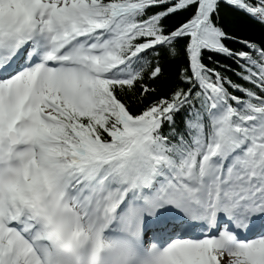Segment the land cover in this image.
Here are the masks:
<instances>
[{"label": "snow or ice", "instance_id": "snow-or-ice-1", "mask_svg": "<svg viewBox=\"0 0 264 264\" xmlns=\"http://www.w3.org/2000/svg\"><path fill=\"white\" fill-rule=\"evenodd\" d=\"M0 264H264V0H0Z\"/></svg>", "mask_w": 264, "mask_h": 264}, {"label": "trees", "instance_id": "trees-1", "mask_svg": "<svg viewBox=\"0 0 264 264\" xmlns=\"http://www.w3.org/2000/svg\"><path fill=\"white\" fill-rule=\"evenodd\" d=\"M232 47H237V45H231ZM226 64H231V61H224Z\"/></svg>", "mask_w": 264, "mask_h": 264}]
</instances>
